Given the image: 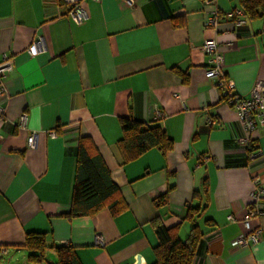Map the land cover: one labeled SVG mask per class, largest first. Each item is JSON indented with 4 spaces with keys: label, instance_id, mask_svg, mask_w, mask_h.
Wrapping results in <instances>:
<instances>
[{
    "label": "crops",
    "instance_id": "0c3cea01",
    "mask_svg": "<svg viewBox=\"0 0 264 264\" xmlns=\"http://www.w3.org/2000/svg\"><path fill=\"white\" fill-rule=\"evenodd\" d=\"M77 2L88 11L82 23L67 15ZM236 9L239 0H0V63H13L0 123V264H29L20 247L31 232L74 247L82 264H138L139 257L153 264L160 243L153 221L178 226L186 240L191 206L206 208L196 222L203 238L194 264H264V237L233 245L241 234L264 230V216L244 226L257 208L253 178L264 182V129L253 135L260 154L248 163L237 113L207 79L202 50L206 40L218 41L238 95L264 81V17L245 15L243 25L222 17L217 28L205 27L216 10L225 16ZM38 39L44 49L32 54ZM127 117L160 127L174 149L124 164L117 143ZM81 137L96 144L125 213L65 216ZM45 255L56 260L53 251Z\"/></svg>",
    "mask_w": 264,
    "mask_h": 264
},
{
    "label": "trees",
    "instance_id": "16d2710c",
    "mask_svg": "<svg viewBox=\"0 0 264 264\" xmlns=\"http://www.w3.org/2000/svg\"><path fill=\"white\" fill-rule=\"evenodd\" d=\"M239 9H243L251 21L261 19L264 17V0H239ZM120 125L122 137L117 143V148L124 164L135 161L152 149H158L163 154L174 149V142L160 127H151L131 117L121 119ZM247 161L250 162L248 157ZM205 209L189 207L186 220L192 224V228L186 240L180 238L178 226L170 228L160 219L153 221L160 242L154 249L153 264H194L198 246L203 238L196 222ZM104 210L117 217L128 210V205L94 141L90 137H81L77 151L71 210L65 216L69 219L93 217ZM20 249L28 252L29 264H82L74 247L52 246L42 233H28ZM47 251L54 252V262L46 258Z\"/></svg>",
    "mask_w": 264,
    "mask_h": 264
},
{
    "label": "built area",
    "instance_id": "2783aa9c",
    "mask_svg": "<svg viewBox=\"0 0 264 264\" xmlns=\"http://www.w3.org/2000/svg\"><path fill=\"white\" fill-rule=\"evenodd\" d=\"M98 1V0H94ZM218 0H202L205 5H215ZM67 15L76 23H82L88 19V11L83 2L73 4L69 9ZM245 11L243 9H236L227 13L225 16L219 11H215L212 17L205 21L206 28L215 29L218 27L220 19H236L238 25L245 24L243 17ZM44 49L41 39L36 40L31 48L32 54H38ZM203 52L208 57L209 66L206 69V77L212 81L213 86L221 92L222 100L235 109L237 113V120L241 128L242 135L237 138V142L241 145L250 162L257 159L260 154L259 148H256L253 135L261 129H264V81L256 82L248 96H240L235 92V86L224 67V58L220 51L219 43L216 39L206 40L202 47ZM12 60L5 57L0 63V123L5 120L7 93L4 86L5 79L12 70ZM27 121V114L20 117L19 124L25 126ZM56 137V133H52ZM29 145L34 146L35 136L32 135L28 139ZM254 180V192L252 199L257 208L250 210L244 218V226L246 230L250 229V220L255 216H264V188L263 179L261 175H256ZM229 221H234L232 216ZM264 237L263 228H257L248 234H241L233 242L235 247H248L250 245H257ZM97 244L104 246L105 242L101 236L97 238Z\"/></svg>",
    "mask_w": 264,
    "mask_h": 264
},
{
    "label": "water",
    "instance_id": "95a60500",
    "mask_svg": "<svg viewBox=\"0 0 264 264\" xmlns=\"http://www.w3.org/2000/svg\"><path fill=\"white\" fill-rule=\"evenodd\" d=\"M140 262H141V258L139 257V258H138V264H140Z\"/></svg>",
    "mask_w": 264,
    "mask_h": 264
},
{
    "label": "rangeland",
    "instance_id": "374dc122",
    "mask_svg": "<svg viewBox=\"0 0 264 264\" xmlns=\"http://www.w3.org/2000/svg\"><path fill=\"white\" fill-rule=\"evenodd\" d=\"M7 263H8V264H10V261H9V262H7ZM7 263H6V264H7ZM13 264H16V263H13Z\"/></svg>",
    "mask_w": 264,
    "mask_h": 264
}]
</instances>
